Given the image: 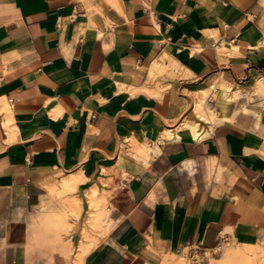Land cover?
Returning <instances> with one entry per match:
<instances>
[{
    "label": "crops",
    "instance_id": "1",
    "mask_svg": "<svg viewBox=\"0 0 264 264\" xmlns=\"http://www.w3.org/2000/svg\"><path fill=\"white\" fill-rule=\"evenodd\" d=\"M261 77L264 0H0V103L14 126L0 114V264H176L261 240L264 153L251 142L264 97L226 102L212 88L206 104L227 119L199 139L162 135L194 117L200 89ZM71 173L80 213L56 231L49 189Z\"/></svg>",
    "mask_w": 264,
    "mask_h": 264
},
{
    "label": "bare ground",
    "instance_id": "2",
    "mask_svg": "<svg viewBox=\"0 0 264 264\" xmlns=\"http://www.w3.org/2000/svg\"><path fill=\"white\" fill-rule=\"evenodd\" d=\"M164 65L162 63H157L156 61L153 67H151L150 76L154 72H158V73L163 72V70L165 69ZM252 86H253L252 90L242 89L240 85H237L236 87L233 88L229 79L219 78L218 81L217 82L215 81V83H213L211 87L209 86V88H207L208 87L207 86L204 89H200V91L197 92L196 98L194 100L193 109L191 108L194 117L186 118L184 120L181 119L182 120L181 123L177 127L175 126L174 130L169 128L168 129L164 128L165 130L162 132V135L164 137H173L177 139L181 137L182 130H187L188 133L193 138L196 139L202 138L207 133L212 131L221 121V118H219L218 113L214 111V109H210L206 104L207 97L210 93H212L213 98L216 97L217 92L215 90L214 91L212 90L214 88H219L222 91L221 97L224 99L223 101L226 102L236 101L240 97H244V96L250 101H253L256 95L264 97V78L262 77L257 78V80L254 82V85L252 84ZM0 114H3V117L6 119V121L3 123L6 131H10V133L13 134L14 126L12 125V120L9 115V105L6 102L0 103ZM262 138H264V125L259 127V135L256 136L251 142L255 150L260 151V149H263V153H264ZM131 145H133V143ZM145 153L146 152H144V155ZM81 175L79 173H71L67 176H64L60 180L59 184H54L49 189L51 193H54L57 196L61 197L62 199L61 205L63 208L62 212L48 214L45 220L48 222V224H50V226L63 223L67 215L78 216V214L80 213L79 210L81 207V200L80 198L76 197L73 193H75L76 191L78 182L82 179L83 175L82 176ZM101 197L98 195V189L95 185L92 186L90 190L86 191V199L90 207L94 208V211H91L88 221L91 225L95 227H97L100 224V221L104 215L105 207L103 206ZM88 247H89L88 245L84 244L81 247L82 252L87 251V249H89ZM214 252L220 254L222 258L217 264H264V247L263 248L258 247L250 243L249 244L245 243L241 247L223 246L221 248H215ZM181 259L182 258H180V256H176L174 261L177 264L182 261Z\"/></svg>",
    "mask_w": 264,
    "mask_h": 264
},
{
    "label": "rangeland",
    "instance_id": "3",
    "mask_svg": "<svg viewBox=\"0 0 264 264\" xmlns=\"http://www.w3.org/2000/svg\"><path fill=\"white\" fill-rule=\"evenodd\" d=\"M245 102L246 101H241L239 107L242 108V110L244 112H247L248 110H247V107H246V103ZM227 118L228 117L224 113L223 116L221 117V121L222 120H225ZM256 119H257V117H256ZM261 126L262 125H260L259 127H261ZM68 216L69 215H67L65 217V220H64L63 223L58 224V225H54V226H51V227H53L54 229H56V231H61L62 229L65 230V228L68 229L67 228L68 227V222H67ZM54 229H51V230L54 231ZM249 243L250 244H253V245H256L258 247H262L263 248L264 247V237L261 240H256V241L249 242ZM243 244H245V243H237V244H233V245H227V246H224V247H241ZM180 258H182L181 259L182 261L180 263H177V264H192V261L190 259H187L186 257H182V256H180ZM221 259L222 258L220 256V254L214 252V250L213 251H208L206 253V258H203V259L200 258L199 261L197 262V264H217Z\"/></svg>",
    "mask_w": 264,
    "mask_h": 264
},
{
    "label": "built area",
    "instance_id": "4",
    "mask_svg": "<svg viewBox=\"0 0 264 264\" xmlns=\"http://www.w3.org/2000/svg\"><path fill=\"white\" fill-rule=\"evenodd\" d=\"M190 260L192 261V264H197L198 262L197 255L195 253H192Z\"/></svg>",
    "mask_w": 264,
    "mask_h": 264
}]
</instances>
